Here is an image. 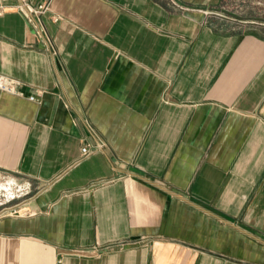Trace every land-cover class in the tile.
<instances>
[{
  "label": "crops",
  "instance_id": "1",
  "mask_svg": "<svg viewBox=\"0 0 264 264\" xmlns=\"http://www.w3.org/2000/svg\"><path fill=\"white\" fill-rule=\"evenodd\" d=\"M19 2L0 182L28 193L0 264H264V0Z\"/></svg>",
  "mask_w": 264,
  "mask_h": 264
},
{
  "label": "built area",
  "instance_id": "2",
  "mask_svg": "<svg viewBox=\"0 0 264 264\" xmlns=\"http://www.w3.org/2000/svg\"><path fill=\"white\" fill-rule=\"evenodd\" d=\"M17 9L27 12L28 14L43 13L48 8V2L39 5L37 8L30 5L28 0H20L17 4ZM2 8L0 9V13ZM0 90L7 93H16V89L12 82L0 76ZM30 99H33L31 97ZM100 146L85 145L81 148V159L87 158L99 151ZM25 186L16 185L15 183L5 180L0 182V218L5 216H19L24 212V207L27 199L24 196L27 194ZM16 203H13L15 202Z\"/></svg>",
  "mask_w": 264,
  "mask_h": 264
}]
</instances>
